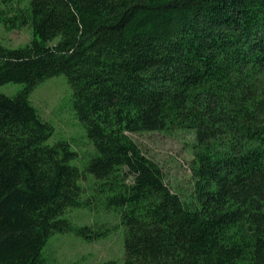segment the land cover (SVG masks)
Wrapping results in <instances>:
<instances>
[{
	"label": "trees",
	"instance_id": "16d2710c",
	"mask_svg": "<svg viewBox=\"0 0 264 264\" xmlns=\"http://www.w3.org/2000/svg\"><path fill=\"white\" fill-rule=\"evenodd\" d=\"M0 0V24L31 41L0 43V264H47L61 218L104 197L123 227L118 264H264V0ZM22 3V4H21ZM63 75L95 150L85 176L68 142L29 100ZM187 130L186 192L129 133ZM106 264H117L109 261Z\"/></svg>",
	"mask_w": 264,
	"mask_h": 264
},
{
	"label": "rangeland",
	"instance_id": "374dc122",
	"mask_svg": "<svg viewBox=\"0 0 264 264\" xmlns=\"http://www.w3.org/2000/svg\"><path fill=\"white\" fill-rule=\"evenodd\" d=\"M16 1L12 3L14 7L17 6ZM31 39L32 32L27 26L10 29L0 24V43L5 47H21ZM22 88V83H5L0 85V94L14 96ZM69 89L63 75L50 77L32 90L29 100L40 117L54 128L48 143L64 140L77 153L71 164L85 176L80 181L85 190L82 198H85L96 192L95 178L85 172V167L95 155V150L74 114ZM128 135L148 158L158 163L171 188L179 192L188 191L190 163L194 157L193 133L187 130H170ZM104 200V197H99L92 208L67 209L61 218L66 219L73 230L89 226L96 231L107 229L108 234L100 239L86 241L74 231L55 233L49 237L43 249L47 264H106L109 261L118 264L123 261V227L119 223L117 213L105 207Z\"/></svg>",
	"mask_w": 264,
	"mask_h": 264
}]
</instances>
